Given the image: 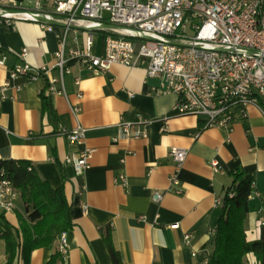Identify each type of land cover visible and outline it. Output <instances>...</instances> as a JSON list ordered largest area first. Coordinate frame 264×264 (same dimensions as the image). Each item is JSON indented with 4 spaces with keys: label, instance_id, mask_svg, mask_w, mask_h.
Listing matches in <instances>:
<instances>
[{
    "label": "crops",
    "instance_id": "obj_1",
    "mask_svg": "<svg viewBox=\"0 0 264 264\" xmlns=\"http://www.w3.org/2000/svg\"><path fill=\"white\" fill-rule=\"evenodd\" d=\"M1 9L58 17L55 0H0ZM62 34L63 26L58 24L0 17V50L8 56L6 65L0 66V86L9 69L22 62L23 48L29 49L25 60L34 68H51L36 81L25 77L11 81L22 90H12L13 97L0 105V159L29 160L53 187L64 186L73 227L67 232L68 254L57 264H112L102 232L106 227L111 228L122 264H207L214 249L213 230L222 215L216 200L232 185L231 171L237 167L255 175L246 234L248 240L259 239L264 232V117L260 112L250 107L248 117L236 121L231 132L202 129L199 117L174 110L175 93L156 92L160 80L148 77L145 69L114 64L108 74H93L71 61L70 73L57 83L65 93L51 96L54 115L44 114L41 91L50 77L59 75L54 66ZM67 39L70 46L84 47L83 31L71 30ZM103 47L104 38L96 33L93 52L98 54ZM77 105L81 112L76 115L72 108ZM139 113L156 120L149 126V136L114 141L121 117ZM162 118L167 123L164 132L158 121ZM78 123L87 128L81 145L59 133L61 125L70 129ZM174 146L188 151L179 173L181 193L169 190L174 171L169 151ZM83 149L94 152L88 168L76 175L65 158ZM212 161L219 163L221 171L214 170ZM120 173L127 176L126 185L115 181ZM156 191L164 194L160 202L153 199ZM21 202L16 212L7 215L15 226H19ZM177 223L179 228H173ZM185 232H193L190 244L184 243ZM58 246L56 239L51 246L34 250L30 264H49L59 253ZM249 257L257 261L254 254ZM0 264H8L1 237Z\"/></svg>",
    "mask_w": 264,
    "mask_h": 264
},
{
    "label": "built area",
    "instance_id": "obj_2",
    "mask_svg": "<svg viewBox=\"0 0 264 264\" xmlns=\"http://www.w3.org/2000/svg\"><path fill=\"white\" fill-rule=\"evenodd\" d=\"M36 5L40 6V2L36 1ZM0 13L2 18L49 24L39 12L1 9ZM55 13L57 18L46 16L64 26L54 66L59 75L50 77L41 91L47 96L65 93L57 83H63L65 74L70 73L71 61L93 74H108L114 64H122L141 67L148 77L159 79L156 92L175 93L174 110L179 115L199 117L202 129L218 127L231 132L236 121L248 117L250 107L264 117V0H55ZM74 29L84 32V47L68 44L67 38ZM97 32H102L104 38L103 50L98 54L93 52ZM74 40L79 43L78 36ZM28 52V48L22 49V62L9 69L8 79L0 86V105L13 97L12 90H22L21 85L12 84L13 79L25 77L36 81L49 73L51 68L47 66L36 69L28 63ZM7 58L0 50V66L6 65ZM72 110L77 115L81 107L77 105ZM155 121L141 113L134 118L122 116L114 141L146 138ZM158 121L161 131H166V118ZM86 132L87 128L80 123L70 129L59 127V133L77 145L83 143ZM93 152L83 149L71 153L65 163L81 175ZM187 154L186 148L177 146L169 151L174 165L169 190L175 193L182 192L179 173ZM211 165L216 172L221 171L217 161ZM115 181L126 185L127 176L120 173ZM225 194L233 197L235 192L230 189ZM163 197L160 191L153 195L157 202ZM20 200V191L0 170V216L7 219V215L16 212ZM216 204L222 206V198ZM83 208L86 213L88 206ZM172 227L179 228V224ZM192 237L193 232H185L184 243L190 244ZM58 250L59 261H63L69 250L67 232L60 235ZM250 254L249 264H258L250 260Z\"/></svg>",
    "mask_w": 264,
    "mask_h": 264
},
{
    "label": "trees",
    "instance_id": "obj_3",
    "mask_svg": "<svg viewBox=\"0 0 264 264\" xmlns=\"http://www.w3.org/2000/svg\"><path fill=\"white\" fill-rule=\"evenodd\" d=\"M43 113L54 115L51 97L41 92ZM0 170L21 193L23 212H18L19 226L0 216V237L5 240L8 264H30L34 250L51 246L63 232L73 227L71 205L64 186L53 187L43 179L29 160L0 159ZM232 185L227 190L233 197L222 198L220 216L213 240L214 249L207 264H247L252 253L258 264H264V232L259 239L248 240L246 221L250 211V198L255 193V175L237 167L231 171ZM104 240L112 257V264H122L120 252L115 248L111 228L102 229ZM57 253L49 264H57Z\"/></svg>",
    "mask_w": 264,
    "mask_h": 264
},
{
    "label": "water",
    "instance_id": "obj_4",
    "mask_svg": "<svg viewBox=\"0 0 264 264\" xmlns=\"http://www.w3.org/2000/svg\"><path fill=\"white\" fill-rule=\"evenodd\" d=\"M14 11H20V10H14ZM42 15H43V21H45L47 23H51V24H58V25L64 26V24L60 23L59 21L48 18L46 16V14H44V13H42ZM0 16H1V13H0ZM73 27L77 28L76 26H73ZM78 28H80V27H78Z\"/></svg>",
    "mask_w": 264,
    "mask_h": 264
},
{
    "label": "rangeland",
    "instance_id": "obj_5",
    "mask_svg": "<svg viewBox=\"0 0 264 264\" xmlns=\"http://www.w3.org/2000/svg\"><path fill=\"white\" fill-rule=\"evenodd\" d=\"M97 33H98L99 36H101V37L103 36V33L102 32H97ZM19 210H21V211H19ZM19 210H18V212H23V210H24V206H23L22 202L20 203ZM247 264H249V262Z\"/></svg>",
    "mask_w": 264,
    "mask_h": 264
}]
</instances>
